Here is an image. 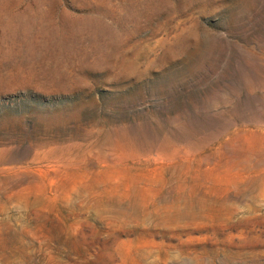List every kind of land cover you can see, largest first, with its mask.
I'll return each mask as SVG.
<instances>
[{"label":"rangeland","instance_id":"1","mask_svg":"<svg viewBox=\"0 0 264 264\" xmlns=\"http://www.w3.org/2000/svg\"><path fill=\"white\" fill-rule=\"evenodd\" d=\"M0 264H264V0H0Z\"/></svg>","mask_w":264,"mask_h":264}]
</instances>
